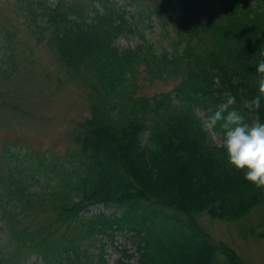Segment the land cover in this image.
<instances>
[{
	"label": "trees",
	"instance_id": "trees-1",
	"mask_svg": "<svg viewBox=\"0 0 264 264\" xmlns=\"http://www.w3.org/2000/svg\"><path fill=\"white\" fill-rule=\"evenodd\" d=\"M0 10V131L10 122L2 113H32L21 90L33 89L24 69L37 47L85 80L90 99L69 158L1 142L0 264H108L100 238L120 232L133 239L135 250L121 252L136 264H221V253L224 264H244L197 216L240 219L264 189L227 163L197 109L211 113L228 95L240 109L257 94L264 0H7ZM143 16L158 28L151 39ZM139 64L152 80L178 82L135 96ZM259 115L264 122V101ZM98 204L120 211L89 213Z\"/></svg>",
	"mask_w": 264,
	"mask_h": 264
},
{
	"label": "rangeland",
	"instance_id": "rangeland-1",
	"mask_svg": "<svg viewBox=\"0 0 264 264\" xmlns=\"http://www.w3.org/2000/svg\"><path fill=\"white\" fill-rule=\"evenodd\" d=\"M6 1L0 0V4H5ZM0 14L4 12L0 10ZM139 24V29L142 28L148 39H151L152 33L155 34L158 29L155 22H150L145 16L140 18ZM170 35V33L163 34L162 40L155 42L156 48L160 49V43L167 44ZM135 42L136 34L129 38H122L119 43L127 45ZM28 68L33 69L34 80L31 84L33 89L21 90V92L27 94V99L30 101L23 107L32 113L27 117H23L22 114L11 117L10 114L2 113L5 117L9 115L10 122L7 128L0 131L3 133L0 136V144L5 137L30 147L31 150L46 151L54 158H69V154L75 152L77 147L71 137L74 125L90 112L88 83L80 77L71 78L63 69L56 67L48 53L39 47L36 48L34 63L29 64V67L27 66L24 70ZM137 71L133 80L136 84L135 96L165 92L178 82V79L152 80L142 64L137 66ZM214 141L219 143L218 138ZM100 211L117 214L120 210H117L115 206L103 204L92 205L89 209V213ZM197 218L215 240L229 246L244 264H264V202L237 220L213 217L206 212L198 214ZM2 235L0 230V239ZM114 239L115 241H111L106 236L100 238V241L104 242V257L107 263L136 264V258H127L121 252L124 247L128 252L135 250L133 239L129 238L126 232L118 233ZM93 253L97 254V252ZM224 258L222 253L219 254L221 264H224ZM34 261L35 258L32 256L27 260V264H32Z\"/></svg>",
	"mask_w": 264,
	"mask_h": 264
},
{
	"label": "clouds",
	"instance_id": "clouds-1",
	"mask_svg": "<svg viewBox=\"0 0 264 264\" xmlns=\"http://www.w3.org/2000/svg\"><path fill=\"white\" fill-rule=\"evenodd\" d=\"M261 56L264 57V53ZM256 71L261 74L258 92L253 98L243 100L240 109L233 107L236 97L228 95L215 111L205 113L197 109V112L202 117V130L218 138L220 146L226 150L227 163L243 172L244 179L257 189H264V122L259 115L264 101V58Z\"/></svg>",
	"mask_w": 264,
	"mask_h": 264
}]
</instances>
